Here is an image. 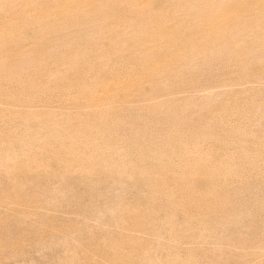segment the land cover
<instances>
[{
    "label": "rangeland",
    "instance_id": "1",
    "mask_svg": "<svg viewBox=\"0 0 264 264\" xmlns=\"http://www.w3.org/2000/svg\"><path fill=\"white\" fill-rule=\"evenodd\" d=\"M172 1L0 0L6 40L50 25L0 82V264H264V50L192 28L228 0Z\"/></svg>",
    "mask_w": 264,
    "mask_h": 264
},
{
    "label": "bare ground",
    "instance_id": "2",
    "mask_svg": "<svg viewBox=\"0 0 264 264\" xmlns=\"http://www.w3.org/2000/svg\"><path fill=\"white\" fill-rule=\"evenodd\" d=\"M51 1H55V0H51ZM241 1H251L249 2L251 6H246L244 4H240ZM127 0H118V3L120 5L126 3ZM182 2V1H181ZM71 3H76V1H73ZM99 3H104L101 2V0H99ZM166 4V6H168V12H169V16H172V13L174 11V7L176 6L174 4V2L172 0H167V2H164ZM179 3V2H178ZM105 4V3H104ZM243 7V11L239 12V9H242L240 7ZM220 5H216V9H214V13L217 16V18L219 19V23L221 24H216L212 21L207 20L206 22L203 21L202 25L200 27L193 26L192 28H200L198 30H201L204 32V34L206 35L205 38H207V41H209L210 38H212L211 40L213 41L212 43V48L213 50L216 49L215 47L220 46L223 44V46H225L223 53H225V55L227 54L230 57H240L241 55H245V57L247 58V56L250 55L252 50L255 49H263L264 50V26L261 27L259 24L256 27L255 33L251 34V38L249 39V41L245 44H242L243 41L246 38L247 35H244L243 31H240L242 26L240 25L238 29L235 28V30L231 33V29L229 28V26H225L221 29V25L222 22L226 23L229 21H233V24L237 23H241V22H247V24L251 21V19L253 20V18H256L258 20V22H260L261 20L264 19V0H228V4L226 3L224 5L223 8H219ZM213 9V8H212ZM55 10L58 12L55 15V18H57L58 15H63L64 12H62L60 9L55 8ZM91 16L92 17H97L99 15H103L105 16L104 12L102 10H97L91 7ZM48 13V12H47ZM198 13V11H196L193 14ZM42 15V14H41ZM64 16V15H63ZM20 17V14L19 16ZM22 18H25L23 15L21 16ZM48 15H43V17L41 16V18H36V19H32L31 18V25L28 23L27 18L21 20L23 25H20L19 27H13V26H7L5 27V29H11L10 30V35L15 36V40H11L10 38H8V40H6V35L4 33V30H0V82L1 80L7 81L9 80V73L12 71H16V70H21V69H25L26 71L28 70V66H26L24 63V61L21 59V57H17V54L15 55V51L14 49L9 48V44L13 47H17V45H19V43H22L25 41L26 36L30 35L31 33L34 36V39H38L39 36L44 35L46 32L50 33V25L46 22V20ZM156 17V16H155ZM187 17V16H186ZM184 17V18H186ZM192 17V15H191ZM73 20V19H72ZM240 21V22H239ZM235 22V23H234ZM33 24L35 25H42L43 30H36L35 27L33 26ZM189 24L188 22L185 23V26L188 27ZM246 24V27H247ZM1 26V25H0ZM38 28V27H37ZM195 29H191L192 32H194V34H196L198 30ZM244 29V26L243 28ZM60 26H58L56 23H54L53 26V31L57 32L60 34ZM173 31V29H171ZM166 31V30H165ZM179 28H177L175 30V33L173 34V32L171 31H166L165 36L169 37L168 39H166V41L164 42L165 45L167 46L168 51H164L165 54H162L164 57L166 55L172 58L174 57L175 54V50L171 49V38H175L177 37L178 40H181V36L179 33ZM254 32V31H253ZM263 34V36H262ZM157 34L152 33H147L144 36V41L145 42H152L155 40V36ZM260 36V38L258 39L257 37ZM8 45H4V44ZM13 43V44H12ZM51 44H59L57 42H51ZM149 47L147 44L143 45L141 48H147ZM209 47V44H208ZM221 47V46H220ZM171 49V50H169ZM244 49V50H243ZM20 53V52H19ZM22 54V53H20ZM8 57H11L12 60H15L14 62H9L7 59ZM17 60V62H16ZM218 57L217 59H215L216 62L218 61ZM263 60V59H262ZM264 61V60H263ZM8 175V173H6ZM8 188H10V192H16L17 191V184L16 182L12 180H9L8 182ZM1 218H3L5 220V223L8 222L9 220H12V218H10V214L5 213L3 215L0 216ZM119 219V218H118ZM116 220V219H115ZM112 222V221H111ZM110 222V223H111ZM115 224V223H114ZM12 226L14 228V223L10 224L9 227L10 229H12ZM114 253V254H113ZM111 256H112V260L113 257H118L119 255L117 254L116 251H111ZM124 256V255H123ZM121 262L122 260V254H121ZM125 257V256H124Z\"/></svg>",
    "mask_w": 264,
    "mask_h": 264
}]
</instances>
